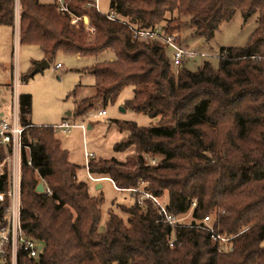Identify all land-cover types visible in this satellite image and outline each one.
Instances as JSON below:
<instances>
[{
	"label": "trees",
	"instance_id": "1",
	"mask_svg": "<svg viewBox=\"0 0 264 264\" xmlns=\"http://www.w3.org/2000/svg\"><path fill=\"white\" fill-rule=\"evenodd\" d=\"M65 1L69 12L58 11L56 0H20L19 39L38 46L49 63L59 52L112 55L85 69L95 76L94 93L79 100L71 116L104 110L133 86L125 107L158 121L116 120L126 136L115 149L135 152L124 161L91 158L89 173L108 177L122 191L148 183L143 188L171 213L191 212V224L163 230L153 201L139 205L128 191L133 203L119 205L126 219L111 210L100 231L102 196L78 179V165L55 129L33 125L23 134L33 163L23 165L22 227L43 249L37 257L21 252L18 264H264V0H110L119 19L152 27L185 17L165 25L190 28L204 40L237 11L245 18L258 14L245 45L223 47L218 66L205 60L196 70L174 67L165 43L135 39L86 0ZM73 14L88 15L94 31L71 25ZM1 25L14 28L15 0H0ZM20 100L23 122L32 123V95L21 93ZM4 154L0 148V162ZM4 179L5 173L0 187ZM206 216L214 234L230 240L214 239Z\"/></svg>",
	"mask_w": 264,
	"mask_h": 264
},
{
	"label": "rangeland",
	"instance_id": "2",
	"mask_svg": "<svg viewBox=\"0 0 264 264\" xmlns=\"http://www.w3.org/2000/svg\"><path fill=\"white\" fill-rule=\"evenodd\" d=\"M101 9L104 12L108 11L110 0H101ZM183 20L185 17L164 24L177 26ZM257 25V13L245 18L240 11H237L230 21L220 24L210 40L202 39L190 28L176 29L182 43L198 52L195 58L189 59L184 65L196 70L205 60H209L214 66H218L222 48L245 45ZM11 34L10 40L7 37L0 43V89L6 83L12 82L11 71L15 65L16 71L21 76L20 92L29 93L33 98L29 119L36 126H51L55 129V135L62 148L68 151L69 160L78 165V179L88 183L92 195L102 196V218L99 230L105 231L109 212L113 210L126 219L119 205H131L134 199L130 192L119 190L109 178L93 180L86 168L88 161L85 153L86 151L94 153L95 159L117 158L124 161L135 152V148L131 147L125 151L115 149L116 143L126 136V132L120 130L116 120L133 121L140 126H155L158 121L148 114L125 107L126 101L134 95L133 86L124 88L117 100L104 108L106 111L104 115L98 114L99 110H96L85 118L69 116V113L75 111L79 100L94 93L95 76L85 69L96 60L111 59L112 55L102 53L98 58L79 57L76 54L59 52L48 68L25 81L23 75L36 60L41 59L43 52L38 46L21 44L16 34L13 35V32ZM57 64L62 67L55 69ZM4 95L9 99L7 90L4 91ZM64 119L71 124H84L86 129L74 126L69 132H65L61 128H55ZM141 184L143 187L148 183ZM188 213L189 216L184 220L190 222L191 212Z\"/></svg>",
	"mask_w": 264,
	"mask_h": 264
},
{
	"label": "built area",
	"instance_id": "3",
	"mask_svg": "<svg viewBox=\"0 0 264 264\" xmlns=\"http://www.w3.org/2000/svg\"><path fill=\"white\" fill-rule=\"evenodd\" d=\"M56 1L59 4L58 11L69 12L68 4L65 0ZM86 5L105 14L110 20L121 21L129 28L135 39L143 41L158 40L165 43L170 52L172 65L175 67L183 66L186 61L195 58L198 54V52L191 50L182 43L178 31H171L165 24L159 23L152 27H139L133 21L125 18L119 19L113 10L109 9L104 12L101 9V0H86ZM20 14V0H15L14 28L17 39L19 38ZM80 22L87 30L94 31V28L90 25L88 15L78 16L73 14L71 17V25H76ZM61 67L60 64H57L55 69H60ZM20 86L21 76L15 70L12 83L8 88L10 90L9 100H4L0 94V148L5 153L3 160L0 162V181L1 175L5 173V179L3 180L4 187H0V264H18L21 252L27 253L30 257H37L43 249H40L41 244L36 238L29 237L24 233L22 227L23 165L27 163L31 166L33 163L31 147L24 143L23 134L28 127L34 124L23 122V117L26 116V113L21 110ZM99 114L104 115L106 111L101 110ZM74 126L86 129L84 124H71L67 120L62 121L55 128H61L63 131L69 132ZM85 156L88 161L86 166L88 170L89 161L95 157V154L86 151ZM157 162V159L151 161L152 164H157ZM89 176L92 179H100L94 178L90 173ZM141 183L136 187L128 189V191L137 194L136 202L139 205H143L147 199L153 201L161 216L163 230L167 227L176 228L177 226L191 224V221L184 220L189 216V213L179 216L171 213L166 203L158 196L143 188ZM48 192H50L49 189ZM193 206H195V203H193ZM209 221L210 217L206 216L204 223L208 226L214 239L223 242L230 240L231 237L214 234V229ZM171 245H173V242H171Z\"/></svg>",
	"mask_w": 264,
	"mask_h": 264
},
{
	"label": "crops",
	"instance_id": "4",
	"mask_svg": "<svg viewBox=\"0 0 264 264\" xmlns=\"http://www.w3.org/2000/svg\"><path fill=\"white\" fill-rule=\"evenodd\" d=\"M13 32V35L14 34H16L15 33V28H12V27H9V26H4V25H1L0 26V43L1 42H3V40H5L7 37L9 38V40H10V37L12 36V33ZM44 59V55H42L41 56V59H38V60H36L35 62H38V61H41V60H43ZM31 68V67H30ZM29 68V69H30ZM28 69V70H29ZM15 70H16V67H15V65H13V68H12V71H11V80L13 79V75H14V72H15ZM12 83V82H11ZM11 83H6V85L3 87V88H1L0 89V94H1V96H2V98L5 100V99H7V100H9L5 95H4V91L5 90H7L8 92H9V95H10V90L8 89L9 88V86H10V84ZM3 84V83H2ZM10 98V97H9ZM100 112V111H99ZM71 114L72 113H69V116H71ZM99 114V113H98ZM64 120H67V119H64ZM63 120V121H64ZM94 178H108V177H95L94 176ZM100 179H93V180H95V181H98V180H100ZM98 187H100V185H98Z\"/></svg>",
	"mask_w": 264,
	"mask_h": 264
},
{
	"label": "water",
	"instance_id": "5",
	"mask_svg": "<svg viewBox=\"0 0 264 264\" xmlns=\"http://www.w3.org/2000/svg\"><path fill=\"white\" fill-rule=\"evenodd\" d=\"M50 66V63L47 59H43L41 61H38L35 64V67L33 68V70L31 71V76H34L36 73L44 71L46 68H48ZM37 191L39 192H43L44 191V185L43 183H39L37 186ZM43 248V245L40 246V249Z\"/></svg>",
	"mask_w": 264,
	"mask_h": 264
}]
</instances>
